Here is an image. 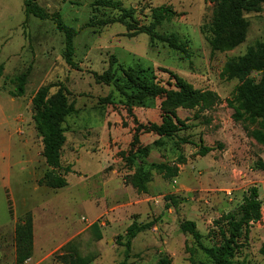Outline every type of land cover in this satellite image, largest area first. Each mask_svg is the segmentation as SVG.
<instances>
[{"label":"rangeland","instance_id":"obj_1","mask_svg":"<svg viewBox=\"0 0 264 264\" xmlns=\"http://www.w3.org/2000/svg\"><path fill=\"white\" fill-rule=\"evenodd\" d=\"M35 1L74 29L75 66L54 21L28 15L25 0H0V264H65L63 248L94 223L102 238L89 264H214L205 249L230 235L222 217L252 186L261 219L244 228L234 261L264 264V145L253 137L264 132V70L237 73L264 42V3L242 11L238 26L221 0ZM161 6L174 17L155 37L140 31ZM151 85L164 90L141 96ZM41 88L48 99L62 90L70 108L61 161L72 170L60 189L39 184L48 170L33 105ZM201 145L212 150L203 156ZM154 165L180 171L165 178ZM133 222L153 225L128 248ZM29 223L32 251L20 260L19 229Z\"/></svg>","mask_w":264,"mask_h":264},{"label":"trees","instance_id":"obj_2","mask_svg":"<svg viewBox=\"0 0 264 264\" xmlns=\"http://www.w3.org/2000/svg\"><path fill=\"white\" fill-rule=\"evenodd\" d=\"M228 8L227 14L224 16L231 22V24L244 26L241 20V13L244 10H257L260 4L264 3V0H221ZM25 11L28 15H33L42 20H52L55 22L57 28L65 35V51L64 56L66 62L75 66L73 61L74 56V29L68 26L60 14L51 15L42 6H40L35 0H25ZM155 21L149 26H140V31L150 34L155 37V28L163 21L171 20L175 12L167 6H161L154 9ZM164 42H169L175 49H184V45L177 41L169 40L168 37L163 38ZM251 70H264V42L259 43L257 48L251 47L248 53L241 57L237 64V73L244 75ZM2 76V66L0 65V77ZM18 85L17 95L24 93V77L20 78ZM264 88V78L259 86ZM163 88L157 85L145 86L140 93L141 96L155 95L163 92ZM194 92L187 88H182L179 91L180 97H184L190 100L194 98ZM33 105L37 110L35 115V122L38 129L43 135V156L45 158L48 170L44 176L39 180V184L47 185L50 188L60 189L68 185L67 175L71 172L70 166H64L61 161V151L66 141L64 135L63 123L65 117L69 114L70 108L67 106L66 96L62 90H59L52 98H47V89L41 88L33 97ZM160 134H171V130L162 127H155ZM255 140L264 145V132H253ZM212 150L211 147L201 145L199 152L205 156ZM184 159H179V163H183ZM158 169H164L166 171L165 178H174L178 176L180 167L179 165L170 166H158L154 165ZM143 191H147L146 187L141 183L139 184ZM173 202L176 203L175 196H169ZM262 200L260 199L259 190L256 186L250 187L243 196L242 203L233 211L225 214L222 220L229 224V236L225 231H222L223 242L212 248L205 249L209 258L214 264H245L236 263L234 261L236 247L238 241L243 235L244 228L251 223H257L261 219ZM152 223L138 224L133 222L126 230L127 241L125 244L128 248L131 247L132 240L138 233L151 228ZM184 231H191L198 238L199 234L196 232V223L192 221H185L182 224ZM21 248L24 251V255L20 260L30 255L32 251V235L31 224L27 227H20L19 229ZM102 238V233L97 223L91 225L88 229L71 240L64 248L65 254L61 257L64 259L65 264H89L95 260L98 255L97 241ZM122 235L117 237V244H121L119 240ZM264 253V245L261 249ZM165 260L162 259L160 264H163Z\"/></svg>","mask_w":264,"mask_h":264}]
</instances>
